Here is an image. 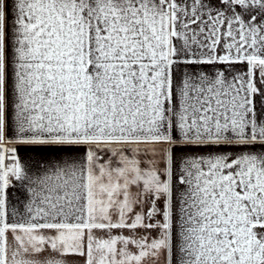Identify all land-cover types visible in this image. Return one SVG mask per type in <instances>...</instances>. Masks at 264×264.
Returning <instances> with one entry per match:
<instances>
[{
	"label": "snow or ice",
	"instance_id": "obj_1",
	"mask_svg": "<svg viewBox=\"0 0 264 264\" xmlns=\"http://www.w3.org/2000/svg\"><path fill=\"white\" fill-rule=\"evenodd\" d=\"M0 264H264V0H0Z\"/></svg>",
	"mask_w": 264,
	"mask_h": 264
}]
</instances>
